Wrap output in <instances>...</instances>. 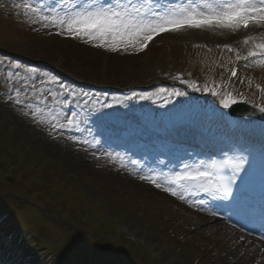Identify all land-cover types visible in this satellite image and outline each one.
Returning a JSON list of instances; mask_svg holds the SVG:
<instances>
[{
	"label": "rangeland",
	"instance_id": "obj_1",
	"mask_svg": "<svg viewBox=\"0 0 264 264\" xmlns=\"http://www.w3.org/2000/svg\"><path fill=\"white\" fill-rule=\"evenodd\" d=\"M23 2L24 0H0V48L29 60V62L18 59V61L14 59V61H3L5 57L0 56V82L5 84L0 87V96L7 93L4 94L5 97H0L1 132L6 131L15 140H24L22 141L23 146L32 152L37 161L49 164L52 172L57 173L58 170L63 175L57 174L56 184L49 190L47 189L49 184L46 181L42 183L36 181L37 175H33L32 169L25 170L18 161L12 164L11 151L7 147L4 148L3 160L0 159V204L4 210H14L17 219L11 226L16 229V234L22 235L23 238L19 246L20 249L17 251H15V245L10 242L11 249L9 248V250H13L11 252L14 257L11 258L9 264H45L41 260L43 254L40 253H46L48 255L46 262L54 264H104L105 261L107 264H128L123 260L124 251L126 246L131 247L136 243L143 249V252L153 253V264H221L219 252L224 246L220 248L215 245L216 242L212 244L213 240L211 239L209 241L211 247L201 246L203 244L201 240L208 237L202 239L201 237L204 235L202 226H200L202 231L195 232L197 225L178 214L175 205L177 202H181L180 200L161 203L150 199H140L137 196L136 187L129 180V177L134 174L135 166L132 165L133 163L127 162L126 155H122L121 151L115 154L110 148L98 145L90 132H86V134L82 132L81 125L78 128L73 127L71 130L68 128L52 129L48 123L50 116L47 113L38 116L29 124L19 118L21 113L23 115L30 114H28L27 108L8 99V94L13 87L12 82L8 80L7 73L9 71H19L21 75L29 77L27 90L30 91L33 87L43 89L45 93L51 90L57 93L60 99H63L62 93L67 92L65 84L71 82L72 79L104 88L101 93H98V96L108 94L114 88L126 89L129 85L134 88H143L149 84L148 79L131 83L128 81L115 82L109 78L87 80L80 77L81 74L75 73L69 66L83 63L85 54L88 53L87 50L110 51L104 48L99 49L92 43H85L81 39H74L66 34H57L56 28L45 27L43 22L31 15H28L26 19L27 16L23 15V9L15 7L16 4ZM29 2L35 3L34 0H29ZM49 3H53L52 0H49L47 4ZM224 37L219 35L211 44L199 43L192 47L185 45L183 39L166 37L159 39L153 45L152 52L167 71L175 70L188 77L190 85L195 81H200L204 85V89H207L205 91H208L210 84H215L217 91L218 87L225 83V76L233 61V59L229 60L226 53L222 51L224 41L228 38ZM166 53H168L167 56ZM88 56L90 58V55ZM145 60L144 53L136 58L140 67H144ZM116 61L98 56L95 63L97 69L115 70L123 62L118 59ZM37 62L40 64H36ZM10 65H19L20 67L16 69L9 67ZM119 68L122 69L120 66ZM26 69H35L36 71L27 73ZM57 73L62 74V83L57 79ZM242 74V80L238 85L239 91H244L246 96L251 99L261 98L259 101L263 102L264 65L256 63L251 68L245 69ZM257 86H261L263 91L260 92ZM89 92L88 86L85 89L87 100H90ZM135 92L140 91L134 89L132 94ZM161 93L154 92L150 99L153 105L151 109L154 110L150 117L152 120L159 116H170L174 110L175 106L171 104V93L168 96L161 95ZM224 94L225 88L223 96ZM116 96L114 97L116 98ZM21 99H24L23 94ZM168 103L170 108L167 106ZM50 107L53 110L57 108L55 104H51ZM161 111L165 112L160 115ZM14 124L19 125L15 127ZM199 130L202 131L201 128ZM2 143L4 142L2 141ZM1 148L2 145H0V150ZM191 153L193 155L195 152ZM184 155L187 162L196 163L191 160L193 158L191 154L184 153ZM201 160L205 161V158ZM8 165L18 171L17 178H23V184L13 177V170H8ZM7 178L12 179V182L7 183ZM61 186L68 187L82 199V201H77V205L88 204L103 209L106 218L103 219L105 222L102 228L104 230L110 229V227L114 229L117 236L112 235L111 239L113 241L121 240L124 245L118 250H114L112 255L107 248H98L101 236H95L89 242L92 246L85 241L84 253L78 250L81 247L78 240H73V245H70L71 239L76 235L80 237L79 240H83L82 235L78 233L81 225L76 222L83 223L85 216H73L68 213L64 204L53 203L57 201L56 195L58 196L62 192ZM6 193L25 199L37 209H27V204L19 203L14 198H8L4 195ZM51 194L55 197V201L51 200ZM42 209L51 216V219L52 217L58 219L56 222L61 220L64 223L63 227L43 218L41 216ZM4 210L3 212H5ZM39 231L42 233L43 239V243L40 245L37 244L36 237ZM7 233L5 230L4 234ZM196 233H198L197 236ZM211 233L212 231H209V234ZM227 235L228 232L223 237L225 238ZM4 238H6L5 235ZM29 239L31 244L29 247L36 249V245H38V252L31 259L23 257L24 253H22L18 261L17 254L20 255L21 249L25 247L24 241ZM86 245L91 247V250L86 251ZM93 249L97 251H92ZM2 250L1 246L0 255L3 253ZM4 255L5 253H3L2 260L5 259ZM167 257H171V260L167 261Z\"/></svg>",
	"mask_w": 264,
	"mask_h": 264
},
{
	"label": "snow or ice",
	"instance_id": "obj_2",
	"mask_svg": "<svg viewBox=\"0 0 264 264\" xmlns=\"http://www.w3.org/2000/svg\"><path fill=\"white\" fill-rule=\"evenodd\" d=\"M15 7L23 9L25 15H31L43 22L45 27L56 28L57 34H66L111 52H142L156 36L184 29H225L235 32L240 29L247 30L252 26L264 27V0H185L184 3L168 0L165 4H161L160 0H76L70 5L65 0L58 4H45L43 0L35 3L24 0ZM251 39L252 37L246 38L244 43L248 44ZM225 47L232 51L231 47ZM249 58H253V63L264 65V43H255L247 55L241 56L237 53L238 60L249 61ZM9 67L19 69L20 66ZM25 71L35 73L36 70ZM232 75H236L235 69ZM7 76L13 85L8 99L27 108L28 114L33 118L47 113L52 129L71 130L80 126L77 113L63 111L71 106L70 100L60 99L58 94L51 90L47 93L34 87L30 91L27 90L29 77L21 75L19 71H9ZM190 87L200 90L195 85ZM185 94L179 90H173L171 93L175 97ZM135 95L133 93V96ZM211 95L217 96L218 93L212 91ZM138 98L149 99L146 95H140ZM219 103L227 109L235 104L236 100L231 95L221 96ZM51 104L57 106L56 110L50 107ZM112 106L103 105L106 108ZM260 110L264 112V108ZM132 163L137 164V161ZM254 163V157L247 147L232 145L221 148L219 157L210 161L200 160L193 164L184 162L182 168L168 173H157L154 169H149L138 178L190 206L195 204L203 207V200L196 201L192 197L203 193L213 200H229L233 197L237 180L244 183Z\"/></svg>",
	"mask_w": 264,
	"mask_h": 264
},
{
	"label": "bare ground",
	"instance_id": "obj_3",
	"mask_svg": "<svg viewBox=\"0 0 264 264\" xmlns=\"http://www.w3.org/2000/svg\"><path fill=\"white\" fill-rule=\"evenodd\" d=\"M252 28L253 29H250L252 32L257 33L260 31L262 32L261 34H264V27L252 26ZM219 35H221L222 38L223 36L228 37L225 40L232 44V51H225H227L228 54L237 55L239 52L237 31L233 32L225 29H196L163 37H175L178 39H183L184 44L190 47L199 43L211 44L214 42L215 37H218ZM86 52L88 53L85 54L83 63L74 64L71 66L67 65L71 70L75 71V73L77 72V74H81L80 77L82 78L87 80H101L109 78L115 82L128 81L131 83L147 80L146 70L144 67H140L139 63L137 64L136 62V58L141 55L143 51L136 52L129 50L119 52H105L103 50H87ZM88 55H90V58ZM165 55L167 56L168 53ZM98 56L107 58V60L114 59L116 61V59H118L123 62H121V64L118 65L117 69L115 70L97 69L95 62ZM119 66L122 67V69H120ZM222 90L223 87H221L219 93H221ZM195 140L198 143H201L205 148H207V150L212 147V142L209 143V141L206 139H199L198 141V137L195 136ZM184 162L186 161L182 156L175 157L170 162L165 173L182 168ZM149 169H151L150 163L147 159H143L141 163L138 164V167L133 170L134 177H129V180L133 183V186L136 187V193L138 194L137 196L140 199H150L160 201L161 203L177 200L168 193L155 188L147 181H142L138 178L139 175L148 172ZM192 199L196 201L203 200L204 206L198 207L195 204L190 206V204H186L182 201L177 202L175 206L179 215H183L189 222H194L197 225L195 232L201 230L200 226H202L204 229V235H202L201 238L204 239L208 237L209 239L207 238L205 240H201L203 243L201 246L205 245L207 248L211 247V243H209L210 239L213 240L212 244H215L216 242V246L220 248L224 246L222 251L220 250L219 252V255H221V264H264V237L258 230L259 228L257 226L260 224L259 222H257L258 225L253 226L238 221L226 222L224 219V213L213 201H210V197L201 193L199 195L193 196ZM241 225H244L245 228L241 229ZM209 231H212V233L209 234ZM227 232L228 235L224 238L223 236ZM197 234L198 233L195 235L197 236ZM220 237L222 241L219 239ZM166 260L170 261L171 257H167Z\"/></svg>",
	"mask_w": 264,
	"mask_h": 264
},
{
	"label": "trees",
	"instance_id": "obj_4",
	"mask_svg": "<svg viewBox=\"0 0 264 264\" xmlns=\"http://www.w3.org/2000/svg\"><path fill=\"white\" fill-rule=\"evenodd\" d=\"M18 140V139H17ZM19 141H24V140H22V139H19L18 140V142ZM16 143V142H14L13 143V148H14V150L16 151V153H15V155H20L21 156V158L24 156V161H23V165H22V163H21V165L24 167V168H26V166L28 165V164H32L33 162H37V160L35 159V158H33L32 159V156L31 155H28V153H26V151H25V148H23L22 146H21V142H19V143ZM16 159V158H15ZM37 166H35V170H37ZM39 168L40 169H44V171L42 172V173H47V171L48 172H50L51 171V167H50V165H48V164H46L43 168L39 165ZM53 168V167H52ZM102 211H99V229L101 230V231H104V229L102 228L103 226H104V217L102 216ZM134 247H132L131 249H129V258H132L130 255H132L133 254V252H134Z\"/></svg>",
	"mask_w": 264,
	"mask_h": 264
}]
</instances>
